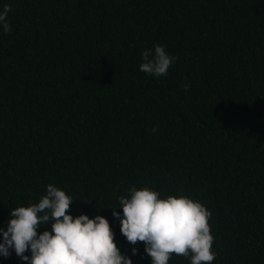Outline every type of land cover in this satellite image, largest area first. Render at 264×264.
I'll use <instances>...</instances> for the list:
<instances>
[{
  "label": "trees",
  "instance_id": "obj_1",
  "mask_svg": "<svg viewBox=\"0 0 264 264\" xmlns=\"http://www.w3.org/2000/svg\"><path fill=\"white\" fill-rule=\"evenodd\" d=\"M5 5L0 228L52 184L73 198L68 214L104 216L121 253L151 264L143 243L132 254L112 214L123 215L119 198L132 186L147 187L213 213V264H264V0ZM156 45L177 58L166 76L140 71ZM0 264L24 262L13 250Z\"/></svg>",
  "mask_w": 264,
  "mask_h": 264
},
{
  "label": "clouds",
  "instance_id": "obj_2",
  "mask_svg": "<svg viewBox=\"0 0 264 264\" xmlns=\"http://www.w3.org/2000/svg\"><path fill=\"white\" fill-rule=\"evenodd\" d=\"M10 5L0 11V26L4 34L11 30L8 21ZM140 71L155 77L168 74L176 57L165 47L156 45L141 55ZM187 92L190 85H183ZM153 132L159 131L158 126ZM157 191L147 187L129 189V196L119 198V209H112L120 222L121 234L135 247L143 243L151 264H168L173 255L190 259V264H213L215 237L209 221L213 213L202 203L186 196L159 198ZM73 198L64 190L49 184L46 195L38 203L17 207L10 212L7 230L0 228V256L9 258L12 251L24 264H133L115 243L110 222L102 215L94 219L87 215L68 214ZM51 230H38L45 225ZM31 255H26V253Z\"/></svg>",
  "mask_w": 264,
  "mask_h": 264
}]
</instances>
